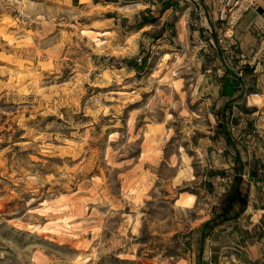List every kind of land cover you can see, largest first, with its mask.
I'll use <instances>...</instances> for the list:
<instances>
[{"label":"rangeland","instance_id":"1","mask_svg":"<svg viewBox=\"0 0 264 264\" xmlns=\"http://www.w3.org/2000/svg\"><path fill=\"white\" fill-rule=\"evenodd\" d=\"M167 3L0 0V264H264L219 217L228 170L200 156L253 136L247 191L264 208V10L246 41L247 12L228 29ZM225 77L246 95L222 115ZM183 193L195 209L174 205Z\"/></svg>","mask_w":264,"mask_h":264},{"label":"crops","instance_id":"2","mask_svg":"<svg viewBox=\"0 0 264 264\" xmlns=\"http://www.w3.org/2000/svg\"><path fill=\"white\" fill-rule=\"evenodd\" d=\"M66 2H69L70 4H73V2H77V4L80 6L82 4L83 0H65ZM89 3H93V7L97 9L105 8L107 11H111V8L115 11L117 10H123L126 9V4H129L128 6L132 7L133 10H130V13L134 14H140L145 13L150 7L153 11L155 9L160 10L162 9H168V7L163 6V4H168L167 0H160V5H155L158 0H136V1H130V0H87ZM186 4L182 1L180 5L184 6ZM142 8V9H141ZM262 8L264 10V3L262 4ZM171 9L168 11L170 12ZM167 11V12H168ZM118 12V11H117ZM168 12V13H169ZM119 14V13H118ZM153 14V13H152ZM167 13H164V15ZM241 23L239 25V32L240 36H242L243 40L247 41V37H245V34L242 31L247 30L251 26H258V28H261L260 21H257V17H255L254 12H247V14L242 16ZM164 18V17H163ZM241 44L243 45L244 42ZM241 45V46H242ZM241 77V76H240ZM240 77L238 78H224V81L221 83L220 87L218 88L219 95H218V109H222L221 113L222 115L225 112V108L233 106L234 109L238 108V106H241V103L244 101V97L246 95L245 90L241 87V81ZM243 81V79H242ZM212 91H214V94H212L213 97L216 96V87L217 85L211 84ZM212 93V92H211ZM227 114V113H225ZM238 116L242 117V113L240 110H238ZM236 116V115H235ZM237 116V117H238ZM248 116V115H247ZM238 119V118H237ZM239 122V126L243 127L242 121H236L235 125ZM237 124V125H238ZM235 126L238 128V126ZM225 126L223 127V129ZM227 128V126H226ZM228 131L230 132L229 128ZM258 133V132H257ZM227 134V130H226ZM231 137V135H230ZM228 135V139L230 138ZM253 136L248 135L245 140L243 141L241 138H238L233 142H231V145H228L224 141L223 138H221V149H218L217 151L213 152V149H210L208 146H211V141H202L204 142L202 145V148L200 149V156L206 158H210L212 154H214L215 157H218L219 161V167H223L224 169H227L226 171L227 175L225 178L217 180L215 188H217V185L220 188V191L226 194L225 199V206L224 209L221 211L220 218L223 222L232 223L233 221H242V228L246 231V233H243L241 237L238 238L242 242L241 245H237V247L242 250L243 253H241L243 256H253L256 259H261L264 254V247L262 246V239H264V208L260 209L258 207L253 206L252 203L257 205V200L252 199V192L251 195L248 196V190L256 185L255 181H252L251 177V168H252V162L255 157V152L253 148ZM201 142V143H202ZM220 144V142H218ZM200 146V144H199ZM212 157V158H213ZM217 159V158H216ZM209 160V159H207ZM230 169V170H229ZM228 189V190H227ZM192 196L193 201L189 203V205H185L184 202H187L188 198ZM198 204V197L196 195H187V194H180L177 198L174 200V205L178 208H182L183 210H193L196 208ZM264 206V203L262 204ZM242 219V220H241ZM248 224H250L248 226ZM247 225L248 227H245ZM253 228H258L259 235H255L253 233ZM251 258L249 257V260Z\"/></svg>","mask_w":264,"mask_h":264},{"label":"built area","instance_id":"3","mask_svg":"<svg viewBox=\"0 0 264 264\" xmlns=\"http://www.w3.org/2000/svg\"><path fill=\"white\" fill-rule=\"evenodd\" d=\"M191 4L196 11L205 7L212 11L219 25L233 28L234 24L240 20L243 13L248 11L258 12L262 8L264 0H182ZM227 29V30H228ZM213 43V42H212Z\"/></svg>","mask_w":264,"mask_h":264},{"label":"bare ground","instance_id":"4","mask_svg":"<svg viewBox=\"0 0 264 264\" xmlns=\"http://www.w3.org/2000/svg\"><path fill=\"white\" fill-rule=\"evenodd\" d=\"M26 91H27V90H26ZM26 91H24V93H26ZM26 96H28V95H26ZM192 201H193V197L190 196V197L188 198L187 202H184V204H185V205H189V203L192 202Z\"/></svg>","mask_w":264,"mask_h":264},{"label":"trees","instance_id":"5","mask_svg":"<svg viewBox=\"0 0 264 264\" xmlns=\"http://www.w3.org/2000/svg\"><path fill=\"white\" fill-rule=\"evenodd\" d=\"M252 175V174H251ZM255 175H257V173H255Z\"/></svg>","mask_w":264,"mask_h":264}]
</instances>
